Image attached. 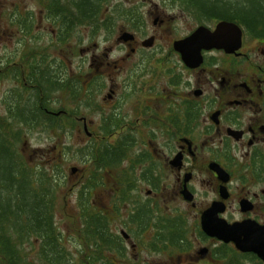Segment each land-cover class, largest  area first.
I'll list each match as a JSON object with an SVG mask.
<instances>
[{
	"label": "flooded vegetation",
	"instance_id": "1",
	"mask_svg": "<svg viewBox=\"0 0 264 264\" xmlns=\"http://www.w3.org/2000/svg\"><path fill=\"white\" fill-rule=\"evenodd\" d=\"M39 1L42 7L37 15L34 8L27 9L30 27H39L42 19L56 25L54 22L58 20L49 17L52 8ZM22 6L24 1L12 9L11 19L19 29ZM226 21L233 22L237 28L225 33L219 47L203 48L199 64L186 65L172 41L169 54L173 56H166L159 72L144 70L155 76L147 88H142V82L138 92L124 93L109 88L104 98L110 107L103 119L109 117L118 123L110 133L113 139L107 141L112 147L129 141L120 165L109 168L113 183L111 194L115 197L119 189H125L131 194L132 207L147 206L150 213L141 222L131 210L124 222L126 227L121 229L123 237H119L127 241L151 232L159 244L163 232H169L167 224L174 223L180 228L174 237H180L178 241L184 245L187 243L184 239L188 238L186 224L191 223L194 231L189 233L194 240L209 247L196 249L188 264H225L220 263L225 258L216 251L220 244L230 246L240 256H254L259 264H264L256 254L241 252L233 242L225 243L202 228V220L207 219L210 226L245 222L264 230V19L256 17L250 28L237 18ZM217 22L205 25L214 31ZM19 29L20 39L26 37L27 43H32L34 35L23 36ZM150 36L152 45L142 46L157 50L156 35ZM117 42L136 51L135 35L130 41ZM154 57L159 63L164 58ZM127 59L128 53L115 62L121 67ZM103 65L106 68L111 63ZM140 69L155 70L144 65ZM95 70L99 75L101 69L95 67ZM100 74L106 75L103 71ZM125 103H131V120L123 109ZM76 121H82L83 127L90 122L83 116L76 117ZM137 128L144 129L142 136L139 130L135 134ZM119 129L129 131L120 135ZM121 170L126 173L125 178L119 176ZM110 217L109 214V229Z\"/></svg>",
	"mask_w": 264,
	"mask_h": 264
},
{
	"label": "rangeland",
	"instance_id": "2",
	"mask_svg": "<svg viewBox=\"0 0 264 264\" xmlns=\"http://www.w3.org/2000/svg\"><path fill=\"white\" fill-rule=\"evenodd\" d=\"M23 1L24 6H22L21 12H27V9L31 8L35 9L36 15L40 12L39 7L42 6L39 0H0L1 117L9 116V109L11 112L14 110L11 107L12 102L16 104L18 100L26 101L33 98L32 94L35 93V89L33 87H23L26 80H23L21 76L19 78V75L16 77L12 73L17 71V74H20L22 68L29 71L36 61L45 62L48 66L50 64L54 72L61 74L59 79H64V82L60 83V86L62 84L64 86V84L74 79H89L91 78L89 72L97 74L95 67L101 69L98 73L102 87L95 91L90 100L93 103L92 109L84 104L85 100L80 104L78 102L81 99L76 100V102L75 100L70 101L66 96L68 89L65 87L60 91H54L51 94L52 97H48L45 102L53 110L62 106L70 109L76 107L77 104L78 112L75 117L83 116L90 121L87 126L89 134L84 130L82 121H76V118L70 117L75 121V126L72 129L63 130L59 128L57 134H55L52 131L49 133L42 131L41 127L35 131L26 128L22 132L18 144L23 159L30 167L37 168L39 165L46 169V176L48 175L50 178L53 175L59 181V187L57 189L53 187L55 188L54 195L56 197L52 210L53 219L61 232L63 244L71 252L73 261L79 263V261H85L82 254H91V246L86 247V242L82 241L79 236V233L82 232V218L78 216L81 211L77 203L78 191L83 186L89 171L87 169L90 165V161L88 162L90 155L86 151V146L93 143L97 145L104 138L106 140L113 139L110 134L106 135L103 129V127L105 128L103 116L107 115L110 107L107 98L104 99L106 94L109 93V88H115L118 91L120 89L124 93L133 90L138 92L141 82L143 84L142 88H147L148 82L155 81V76L152 73H145L144 70L156 72L164 65L163 62L167 59L166 56H173L171 53L169 54L170 49H172V41L187 35L199 24L214 25L216 20L198 23L189 10H185L179 2L174 0H107L101 7L97 31L92 34V27L81 24L78 28L66 31L67 34L71 33V36L62 38L64 35L58 34V27L44 19L40 20L39 27H29L27 32L17 28L15 23H10V18L14 15L12 9L16 8L17 3ZM133 10L138 11L137 16L129 14ZM255 14L259 19H263L259 14V8ZM155 18L157 20L154 24ZM131 19H133V23H131ZM106 20L110 22L109 28ZM55 23L57 24V22ZM18 29L23 36L33 34L34 38L30 36L32 43L28 44L26 37L21 40ZM122 32H130L136 36V51L132 52L129 47L127 49L125 46L118 44L117 41H122L117 40ZM153 33L156 35L154 47L157 50L144 49L141 44L142 41L151 37L150 35ZM24 45H26V49L29 48V55L25 57L22 55ZM125 53H128L129 59L122 63L121 67H118L119 62L115 61L125 56ZM105 54L108 55L103 59L102 57ZM154 56H163L164 58L159 63V61L156 62L157 59ZM94 58H96V61L93 62ZM108 61L111 65L105 68L103 63ZM15 62H18V64H14ZM15 65H17L18 70L12 72L11 69L16 68ZM143 65L155 70H141L140 66ZM102 71L106 75L100 74ZM19 88L20 91H18ZM153 102L148 103L153 105ZM123 109L128 112V119L131 120L132 115L129 113L133 110L131 103H125ZM12 127L15 128L14 124ZM138 130L142 136L144 129L137 128L136 135ZM127 131L129 130L124 129L122 131L119 129L117 134H126ZM57 163L61 165V170H55L54 167H58ZM72 168H75V170L73 171ZM38 177L39 175L36 173L35 179ZM112 184V180L108 176L106 185L97 187L93 198L97 208H103L109 212L111 216L109 225L112 233L123 237L121 229L126 227L124 222L129 219L128 215L132 210L130 205L132 201L120 205L119 211L116 209L110 210L113 198L111 194ZM141 195H145V189L142 190ZM161 210H163L162 207ZM186 230L188 237L184 239L187 241L186 244L182 243L184 245L174 247L168 246L164 249L158 245H153V242L155 243L157 239L152 238L153 234L151 232L141 238L132 237L129 240L126 239L127 241L122 239L126 259L117 261L120 264H188L190 256L196 255V249L201 246L209 247V245L194 240L191 233H189V230L194 231L193 224L187 223ZM32 241L35 244L33 247L29 246V243L26 244L29 259H34L36 249L38 246L40 248L39 239H33ZM194 244L196 248H193ZM230 250V246L222 247L221 244L216 246V251L221 254L229 253ZM36 261V264H39V260L36 259ZM243 261L244 264H259L255 259H245ZM224 262V260L220 261V263ZM96 264L99 263L96 262ZM199 264H202V262Z\"/></svg>",
	"mask_w": 264,
	"mask_h": 264
},
{
	"label": "trees",
	"instance_id": "3",
	"mask_svg": "<svg viewBox=\"0 0 264 264\" xmlns=\"http://www.w3.org/2000/svg\"><path fill=\"white\" fill-rule=\"evenodd\" d=\"M107 0H41L44 6L52 8L49 17L58 20L55 25L58 34H63L62 38L71 36L70 31L76 28L78 24L90 26L93 28L92 34L99 28V15L101 7ZM179 2L181 7L189 10L198 23H207L214 20H232L239 19L247 27H251L256 18V12L259 8V14L264 19V0H174ZM138 11L133 10L130 15H135ZM27 12H19L18 24L20 29L27 32L30 27L27 20ZM255 14V15H254ZM12 18V17H11ZM10 23H16L11 20ZM133 23V19H131ZM137 23V22H136ZM107 27L110 22L106 20ZM112 26V23H111ZM110 31V30H109ZM65 33V34H64ZM23 49V56H28V49ZM23 57V59H24ZM18 64V63H14ZM12 68L14 72L18 70ZM19 78L26 80L23 87L35 89L33 98L26 101L18 100L11 107L14 110L9 116H0V259L1 264H120L118 261L126 259L123 240L118 235L111 232L108 227L109 212L103 208H97L93 194L97 187L106 185L109 168L120 165V159L127 154L129 141L112 145L104 138L97 145L95 143L86 146V151L90 155L88 162V176L78 191L77 203L81 208L79 217L82 218V232L79 233L82 241L86 242V247L91 246V254L82 257L85 261L79 263L73 261L70 250L63 244L62 235L53 219V206L55 205V188L59 187V181L55 176H49L46 169L38 165L37 168L30 167L23 159L18 144L24 129L35 131L41 127L42 131L49 133L52 131L57 134L59 128L72 129L78 112V105L70 109L65 106L59 109H51L45 102L52 97L54 91H60L63 87L68 89L66 94L70 101H84L87 107L93 108L91 98L95 91L102 87L99 75L92 74L89 79L70 80L71 82L63 84L64 79H59V73L52 70L42 61H36L34 66L29 69H21ZM11 71H9L11 73ZM5 73V71H3ZM57 74V75H56ZM63 78V77H62ZM31 84V86H30ZM20 91V88L18 89ZM51 95V96H50ZM32 100V102H30ZM44 108L49 109L46 112ZM58 112V114H56ZM72 117V118H70ZM105 123V134L113 132V128L118 125L110 120L109 117L103 119ZM14 124V127L12 125ZM64 125H67L64 127ZM69 148V147H66ZM61 157L62 155L59 154ZM55 170H61V165ZM42 168V169H41ZM39 177L35 179V174ZM119 176L126 177V173L121 170ZM39 182H38V181ZM55 187V188H53ZM117 195L112 198L110 207L115 206L119 211V206L124 202H130L131 194L125 189H119ZM135 217L142 222V218L150 215L147 206L132 207ZM117 211V212H118ZM131 214V213H130ZM167 234L153 245H158L162 249L168 246H179V238L174 237L178 234L180 228L172 223L167 224ZM166 231V230H164ZM172 231V232H171ZM169 234V235H168ZM154 238V237H153ZM33 239L40 240V248L36 249L34 259L28 258L26 244L33 247ZM82 253V251H80ZM112 253V254H110ZM110 254V255H108ZM221 254V253H220ZM113 255V256H112ZM221 258H225V264H244L245 259H255L254 256H240L233 249L228 253H222ZM118 260V261H117Z\"/></svg>",
	"mask_w": 264,
	"mask_h": 264
},
{
	"label": "water",
	"instance_id": "4",
	"mask_svg": "<svg viewBox=\"0 0 264 264\" xmlns=\"http://www.w3.org/2000/svg\"><path fill=\"white\" fill-rule=\"evenodd\" d=\"M237 28L233 22L221 20L214 31L205 25H199L195 30L187 36L174 40L173 48L181 55L186 65L195 66L202 60L201 50L212 46L219 47L225 39V33L234 31ZM134 35L130 32H122L117 40H132ZM153 37H149L142 41L144 47L152 45ZM58 114V113H56ZM87 131V128H84ZM74 171L75 168H72ZM206 220H202V228L212 236H216L225 243L233 242L235 247L241 252H252L256 254L264 262V230L255 227L251 223H234L224 224L217 223L210 226Z\"/></svg>",
	"mask_w": 264,
	"mask_h": 264
}]
</instances>
